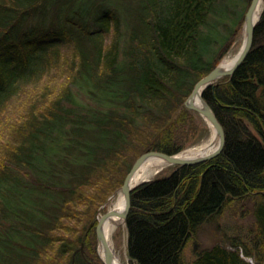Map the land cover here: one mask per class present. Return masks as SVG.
Here are the masks:
<instances>
[{
    "label": "trees",
    "instance_id": "1",
    "mask_svg": "<svg viewBox=\"0 0 264 264\" xmlns=\"http://www.w3.org/2000/svg\"><path fill=\"white\" fill-rule=\"evenodd\" d=\"M219 1L0 0V264H73L83 242L74 264H104L98 213L137 159L211 133L184 103L250 2L220 14ZM202 96L224 149L132 191L130 264H264V9L247 58ZM248 200L249 234L186 258L205 223Z\"/></svg>",
    "mask_w": 264,
    "mask_h": 264
},
{
    "label": "water",
    "instance_id": "2",
    "mask_svg": "<svg viewBox=\"0 0 264 264\" xmlns=\"http://www.w3.org/2000/svg\"><path fill=\"white\" fill-rule=\"evenodd\" d=\"M261 4H263V6H262L261 11L259 12V8L261 7ZM263 9H264V0H250L248 10L244 17V25H243V33H242V36H243L242 49L236 61L234 62L233 66L230 69H225L223 68L222 63L217 65L207 76L202 78L195 85L193 92L191 93V95L188 97V99L184 103V106L188 110L199 115L211 125L213 129V137L218 142L217 149L209 155L197 157L194 159H179L177 157L178 154L177 155H167V154L156 152V151H150L148 153H145L137 159L131 171L127 175L124 181V184L108 199L105 205H103L101 209L99 210V214H100L102 210L107 206V204L113 199V197L116 194L121 193L124 196L125 209L122 213L118 214L115 210H108L100 218L97 217L98 222L96 226V237H97L99 253H100V256L102 257L104 264H116L115 253L111 247L109 240L107 239V235L105 233L104 227H105V224L112 217L117 216V215H120L124 219V225L126 229V242H127L126 253L128 256V260L130 261L131 259L128 253V232H127V227H126V220H127L130 208H131V193L136 187L148 181L146 180L143 183L135 187H131V183L136 173L143 166L145 162L149 161L150 159H161V160H164L167 166L181 167V166L195 165V164L208 162L216 158L223 151L224 146H225V140H226L224 128L219 122V120L217 119L212 108L203 99L202 94L204 90H206L212 85H215L221 79L225 77H231L235 73V71L238 69V67L247 58L254 44L255 27L261 17V13ZM197 98L200 99V102L199 101L196 102ZM209 129H210V126H209ZM83 246H84V242L82 243V246L78 251H81L83 249ZM101 250L103 251V254L101 253ZM77 252L74 254L73 264L75 263V256Z\"/></svg>",
    "mask_w": 264,
    "mask_h": 264
},
{
    "label": "rangeland",
    "instance_id": "3",
    "mask_svg": "<svg viewBox=\"0 0 264 264\" xmlns=\"http://www.w3.org/2000/svg\"><path fill=\"white\" fill-rule=\"evenodd\" d=\"M250 3V2H249ZM249 7V4H248ZM218 12L220 14H223L226 12L228 9L230 11L232 10H239L238 7L235 6V1L232 0H220L218 2L217 6ZM248 10V9H247ZM245 17V16H244ZM214 18L213 20H215ZM216 20H220L216 19ZM222 20V19H221ZM234 18H230L226 22L229 23L230 26H234L235 24ZM244 25V21H243ZM243 25L242 29L239 31V35L237 38H235V41L233 45L231 46L230 51L228 54L220 61L219 64H223L226 59L229 57L235 56L236 52L239 50L240 47H242L243 44ZM221 30H223L221 28ZM238 30V28H237ZM237 32V31H236ZM234 38V36H232ZM231 37V38H232ZM232 38V39H233ZM218 64V65H219ZM53 86V84L51 85ZM46 87V86H44ZM42 85H40V90L38 93L34 96V99H40L44 93L42 88H44ZM76 90V88H75ZM32 91V90H31ZM30 91V92H31ZM57 92V89L55 93ZM77 99H82L80 95L76 96ZM84 103H87V101H83ZM197 115V114H196ZM197 117V123L199 126H208L207 122L200 117L199 115ZM209 128V126H208ZM211 133L209 136L205 137L204 139H200L196 144L189 146L188 148H194V147H200L204 143L208 142L211 139ZM186 148V149H188ZM185 149V150H186ZM184 151V150H183ZM174 166H165L162 168H159L157 172L149 178L147 181L153 180L157 177L164 176L169 174L172 171V168ZM253 202L251 200L245 201V202H237L233 203L230 206H226L223 211L214 216L212 219H210L207 223H205L197 232L196 235H194L191 240L189 241L186 251H185V256L187 259H192L194 258V253L193 250L196 248V245H199L201 249L204 248H209L212 247L216 244H230L235 241V238L237 239H242L244 238L247 233L253 229L254 224H255V219L253 216ZM111 202L107 204V206L102 210V212L99 214L98 213V218H100L103 214H105L109 209H110ZM97 218V220H98ZM110 244L111 247L115 253V255L121 260L122 264H130L128 260V256L126 253V229L125 225L120 226L115 233H113L110 237ZM82 246V245H81ZM85 246V244H84ZM83 249L81 251L84 250ZM81 248V247H80ZM99 253V249H98ZM100 255V253H99ZM102 258V257H101Z\"/></svg>",
    "mask_w": 264,
    "mask_h": 264
},
{
    "label": "bare ground",
    "instance_id": "4",
    "mask_svg": "<svg viewBox=\"0 0 264 264\" xmlns=\"http://www.w3.org/2000/svg\"><path fill=\"white\" fill-rule=\"evenodd\" d=\"M263 4H261V7L259 8V12L262 9ZM242 47L239 48V50L236 52L235 56L229 57L226 59V61L222 64L223 68L230 69L234 62L236 61ZM200 102V99L197 98L196 102ZM207 122V121H206ZM207 124L210 126L211 129V139L201 145L200 147H194V148H188L181 153L177 155L179 159H194L197 157L209 155L213 153L217 147L218 142L213 137V129L211 125L207 122ZM167 166L164 162V160L161 159H150L149 161L145 162L143 166L138 170L135 177L133 178V181L131 183V187H135L144 181L151 178L159 168ZM110 209L109 210H115L118 214L122 213L125 209V198L121 193L116 194L113 199L110 201ZM124 225V219L120 216H114L112 217L106 224H105V233L107 235V239L110 242V237L115 231L120 227ZM127 248V246H126ZM101 253L103 254V251L101 250ZM115 262L116 264H122L121 260L115 255Z\"/></svg>",
    "mask_w": 264,
    "mask_h": 264
}]
</instances>
